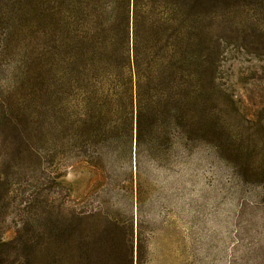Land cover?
Wrapping results in <instances>:
<instances>
[{
	"label": "rangeland",
	"instance_id": "rangeland-1",
	"mask_svg": "<svg viewBox=\"0 0 264 264\" xmlns=\"http://www.w3.org/2000/svg\"><path fill=\"white\" fill-rule=\"evenodd\" d=\"M39 14L11 71L0 46V264H264V0L204 20L210 142L110 147L104 170L68 158V8Z\"/></svg>",
	"mask_w": 264,
	"mask_h": 264
},
{
	"label": "trees",
	"instance_id": "trees-1",
	"mask_svg": "<svg viewBox=\"0 0 264 264\" xmlns=\"http://www.w3.org/2000/svg\"><path fill=\"white\" fill-rule=\"evenodd\" d=\"M213 4L0 0L1 52L11 71L23 50L25 25L39 13L68 8V158L104 170L110 147L124 154L133 144L136 156L145 145L166 152L177 146L190 156L200 142H210L203 126L212 115L213 67L204 20ZM19 76L12 82H28ZM3 98L1 91L0 116L11 118L9 99ZM93 235L81 233L77 243L83 246Z\"/></svg>",
	"mask_w": 264,
	"mask_h": 264
}]
</instances>
